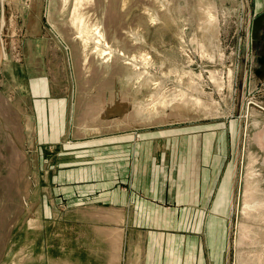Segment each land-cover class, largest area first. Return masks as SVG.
<instances>
[{
	"label": "rangeland",
	"instance_id": "rangeland-1",
	"mask_svg": "<svg viewBox=\"0 0 264 264\" xmlns=\"http://www.w3.org/2000/svg\"><path fill=\"white\" fill-rule=\"evenodd\" d=\"M1 19L0 264L105 256L122 238L56 196L153 174L182 203L214 184L215 208L136 217L130 264H264V0H0Z\"/></svg>",
	"mask_w": 264,
	"mask_h": 264
},
{
	"label": "crops",
	"instance_id": "crops-1",
	"mask_svg": "<svg viewBox=\"0 0 264 264\" xmlns=\"http://www.w3.org/2000/svg\"><path fill=\"white\" fill-rule=\"evenodd\" d=\"M164 169L166 168L162 170ZM157 180H159V182ZM73 185L78 184L75 182L71 184L70 182L69 190L64 192L63 195L58 194V196H56V198L59 197L61 200L63 198L68 203H74V205L70 206H73L76 210H80V213L85 216L84 219H69V226L72 227L73 224H75V226L83 227L86 231L91 233L103 234L106 233V231L116 233V236L122 238V243L119 246L113 238L107 239L109 240L110 246L108 252L103 257H94L91 252V246H81L75 241H68V244L65 245H59L57 243L56 252L61 251L64 254H70L73 259L70 258L71 261H67L66 263L56 261V264H130L129 257L126 256V251L129 247L126 246L125 234L140 233L139 228L141 227L135 223L138 217L145 216L148 218H156L158 215L165 216L167 213L170 215L173 208H176V211L178 210L181 213L186 212L187 214H193L198 212L201 215H206V211L209 212L213 209L214 204V196L212 195L214 192V184H205L206 186L203 185L198 189L197 195L200 194L201 197L200 200L197 197V203H190L189 200H187L186 203H182L181 200L184 199L183 194L180 195L177 189L175 192H173L172 189L169 190L168 185L170 184L166 178H157L155 174H153V177L150 175L146 177L145 175L143 179L133 178L130 184H126L125 180L117 181L116 183H108L101 189L96 188L97 190L83 193L82 195L78 193L77 186ZM91 185L92 184L87 182L85 186H81V189L90 190ZM186 191L187 188L185 189L183 186L181 193H185ZM193 192L194 190L189 189L188 197L196 199ZM91 195H93L92 199L90 198ZM178 200L181 201V205L178 203ZM211 201L212 207L210 205ZM71 213L72 211H70V217L72 215ZM103 215L110 218L107 227L95 224L91 218ZM215 215L219 214L215 213ZM126 218H129V221L126 222ZM164 230H166V227ZM75 255L81 258L85 256V258L84 260H77L75 258V260ZM162 262L163 258L158 261L153 257L148 258V260L147 258L142 259V264H164ZM137 263L140 264L139 261Z\"/></svg>",
	"mask_w": 264,
	"mask_h": 264
},
{
	"label": "water",
	"instance_id": "water-1",
	"mask_svg": "<svg viewBox=\"0 0 264 264\" xmlns=\"http://www.w3.org/2000/svg\"><path fill=\"white\" fill-rule=\"evenodd\" d=\"M4 47L2 43V32H1V23H0V74H1V69L4 63Z\"/></svg>",
	"mask_w": 264,
	"mask_h": 264
},
{
	"label": "bare ground",
	"instance_id": "bare-ground-1",
	"mask_svg": "<svg viewBox=\"0 0 264 264\" xmlns=\"http://www.w3.org/2000/svg\"><path fill=\"white\" fill-rule=\"evenodd\" d=\"M78 1V0H77ZM76 3V2H75ZM83 3V2H82ZM5 4V3H4ZM3 5V4H2ZM8 19V18H7ZM77 20V19H76ZM79 20H80V22L81 23H83V20H84V18L83 17H80L79 18ZM76 22V21H75ZM0 23H1V32L5 29V20H3V19H1L0 20ZM89 29V28H88ZM91 30H93V29H91ZM94 31V30H93ZM96 33H98V32H96ZM87 34V33H86ZM98 42V41H97ZM2 43H3V40H2ZM96 48H98V47H96ZM5 56H6V54H4V58H5Z\"/></svg>",
	"mask_w": 264,
	"mask_h": 264
}]
</instances>
